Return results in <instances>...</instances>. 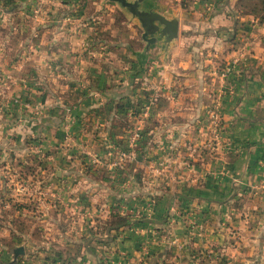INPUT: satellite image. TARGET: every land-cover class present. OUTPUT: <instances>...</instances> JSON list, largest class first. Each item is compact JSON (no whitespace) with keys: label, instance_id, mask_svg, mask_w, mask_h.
I'll return each instance as SVG.
<instances>
[{"label":"crops","instance_id":"1","mask_svg":"<svg viewBox=\"0 0 264 264\" xmlns=\"http://www.w3.org/2000/svg\"><path fill=\"white\" fill-rule=\"evenodd\" d=\"M35 1L21 0L24 18L17 46H7L16 36H0V73L10 70L14 74L17 68L21 83L33 85L34 90L41 87L40 77L49 75L70 89L79 84L82 91L96 92L95 100L100 102L89 95L83 97L82 113L74 114L78 113L75 124L86 126L85 132L91 136L96 123L107 124L95 131L98 138L109 132L108 123L115 121L113 113L103 108H113L114 103L123 101L127 106L134 102L150 105L159 113L155 118L159 132L153 139L167 145L175 140L182 145L183 139L194 143L199 133L189 125L201 119L204 109L224 90L220 97L224 136L238 153L220 156L216 163L202 161L201 167L197 166V181L174 179L172 183H178L180 191H168L167 198H158L164 205L162 215L152 212L144 228L157 224L176 237V245L163 240L162 264H213L212 259L210 262L201 256L207 241L220 248L224 241L235 246L246 239L251 244L243 256H232L228 248H221L231 254L224 257L223 264H233L230 257L237 264H264V168L258 164L264 156V23L239 14L238 0H152L151 4L144 0L165 16V12H174L180 17L178 38L167 51L156 42L141 57L144 43L139 29L114 6L89 4L88 0H51L53 4L45 5L38 18H28ZM249 23H254L253 29ZM2 29L9 32L11 28ZM210 45L216 50L213 54L206 52ZM206 53L212 55L215 65H224L223 71L232 70L226 76V86L222 69L205 67ZM140 65L144 66L142 72ZM95 106L103 113L93 116ZM170 134L173 141L166 140ZM204 166L207 172L200 173ZM171 218L178 219L175 225L169 224ZM188 218L195 219L192 230ZM130 241L114 245L119 254L112 258L113 264L158 261L148 258L138 263ZM90 263L104 264L97 256ZM66 264L89 261L66 260Z\"/></svg>","mask_w":264,"mask_h":264},{"label":"rangeland","instance_id":"2","mask_svg":"<svg viewBox=\"0 0 264 264\" xmlns=\"http://www.w3.org/2000/svg\"><path fill=\"white\" fill-rule=\"evenodd\" d=\"M88 1L110 4L123 12L136 24L142 43L140 25L130 14L108 0ZM148 1L151 4L152 0ZM20 4L21 0H0V36H16L13 42H7L13 49L18 44L16 40L21 39L24 17ZM47 4L53 3L36 0L30 16H26L38 18ZM245 4L248 10L253 8L250 1ZM172 14L180 17L178 13ZM183 15L186 17V13ZM262 15L264 11L258 16ZM189 17L191 21L196 19L193 15ZM251 17L256 23H264ZM253 24L248 27L253 29ZM5 26L11 28L9 32L2 29ZM215 51L211 45L206 50L210 54ZM207 53L205 67L222 69L224 65L219 62L215 65L214 58ZM16 70L13 69L14 74ZM231 72L230 68L224 69L221 76L224 86L229 83L226 76ZM10 73V70L0 73V264H66V260L70 263L81 259L93 264L90 262L96 256L104 264H113L112 258L119 254L114 245L126 240L134 243L132 251L136 252L138 263L149 258L162 264L163 240L176 245V237L157 224L144 228L152 212L162 215L164 205L158 198L169 196L168 191L178 194L180 186L172 183L174 179L197 181L195 174L202 161L216 163L220 156L238 153L224 136L220 115L224 90L204 109L203 117L189 125L194 133H199L194 143L183 139L182 145L178 140L167 145L153 139L159 132L160 125L155 120L159 113L150 105L134 102L125 105V113L118 111L120 102L114 103L113 108H103L113 113L115 122L108 123L109 132L98 138L97 128L107 124L96 123L91 136L85 132L86 126L75 124L78 113L74 116L76 111L82 113V98L89 95L98 99L96 92L82 91L79 84L70 89L49 75L40 77L41 87L34 90L33 85L21 83L19 75ZM92 108L93 116L103 113L99 107ZM166 140L173 141V134ZM258 164L264 168V156ZM203 168L200 173L207 172L208 167ZM123 216L129 219L128 225L110 231L114 239H108V228ZM177 220L171 218L169 224L175 225ZM194 221L188 218L191 230ZM225 242L215 248L207 241L201 256L210 262L212 259L213 264H223L224 257L231 254L224 253L222 247L238 257L247 254L246 248L251 244L249 239L235 246L233 242ZM17 249L21 252H15ZM230 258L231 263L237 264L232 261L235 258Z\"/></svg>","mask_w":264,"mask_h":264},{"label":"water","instance_id":"3","mask_svg":"<svg viewBox=\"0 0 264 264\" xmlns=\"http://www.w3.org/2000/svg\"><path fill=\"white\" fill-rule=\"evenodd\" d=\"M115 3L120 9L130 14L132 19L139 23L142 30L141 40L144 43L142 53L146 52L157 42H161L162 50L167 48L178 38L179 24L178 18L174 15L165 16L155 7H148L144 0H108ZM144 66L140 65V72ZM15 252H21L20 249Z\"/></svg>","mask_w":264,"mask_h":264},{"label":"trees","instance_id":"4","mask_svg":"<svg viewBox=\"0 0 264 264\" xmlns=\"http://www.w3.org/2000/svg\"><path fill=\"white\" fill-rule=\"evenodd\" d=\"M250 1L252 3L253 8L247 9L245 2ZM237 9L239 14L241 15H251L255 16L259 19V21L264 22V15L258 16L259 12L264 11V0H238L237 1ZM126 107L124 102H121V106L119 107V113H125ZM117 222H114L112 226H110L107 230L109 232V237L108 239L113 240L114 236H111L110 231H119L121 228L124 226H127L129 223V219L126 217H118Z\"/></svg>","mask_w":264,"mask_h":264}]
</instances>
